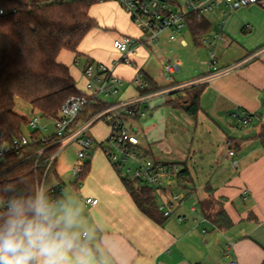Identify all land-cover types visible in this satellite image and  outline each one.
I'll return each instance as SVG.
<instances>
[{
  "label": "crops",
  "instance_id": "obj_1",
  "mask_svg": "<svg viewBox=\"0 0 264 264\" xmlns=\"http://www.w3.org/2000/svg\"><path fill=\"white\" fill-rule=\"evenodd\" d=\"M89 13L97 20L98 28L81 42L78 55L62 51L58 56V61L69 67L82 93L87 91L84 68L89 63L110 67L119 57L113 41L120 36L138 37L140 34L116 2L94 4ZM212 16L207 17L212 25L208 38L211 39L214 33L212 22H217L229 41L228 46L223 47L229 49L233 46L236 53L232 61L219 64L224 69L233 68L212 78H207L209 72L206 70L191 80L178 83L197 80L198 85H204L201 109L196 119L182 107L167 103L168 99L184 96L176 90L171 92V97H151L146 103V116L135 121L139 123L138 127L134 125L141 147L150 158L156 157L160 144L169 140L170 132L177 138V133L184 134L188 128L194 127V135L199 142L192 158L199 157L203 167L214 168L213 176L199 184V193L195 192V180L188 165L191 153L186 155L185 145L175 146L172 140L174 150L172 153L160 152L165 155L162 161L187 168L192 182L179 179L176 185L157 191V205L170 201L173 194L183 200L175 205V212L163 223L153 221L140 211L107 157L95 161L94 167L90 166V170L93 168L91 174L84 175L69 189L63 191L66 184L56 175L58 183L48 190L58 187L57 197L75 200L82 206L88 221L97 227L95 246L103 252L108 264H230L231 261L236 264H264V136H261L264 129V53L252 56L264 47V8L257 4L232 11L223 8ZM182 34L183 31L177 38L179 44L183 46L181 41L184 40L187 46ZM163 40L160 38L152 48H140L131 59L144 74L159 86L166 87L169 82L160 75L165 57L162 54L166 51L162 46ZM165 42L171 43L168 36ZM156 55L161 67L158 76L154 77L146 71V66ZM114 73L128 83L120 88L117 102L137 98L140 91L133 88L135 68L119 65ZM177 109L183 110L193 120L194 126L187 123L185 129L179 126L171 131L170 119L178 116ZM238 109L251 114L252 122L247 125L239 123L232 115ZM168 145L172 146L169 142ZM226 147L234 150L232 158L224 155ZM221 156L233 165L237 162V167L234 166L236 171L221 169L215 177ZM183 189L187 190L190 198L193 192L196 193L193 199L199 208L185 203L186 198L181 193ZM209 189L215 199L212 212L220 208L225 210L232 221L230 227L217 228L205 217L200 202L209 197ZM246 190L249 193L244 196ZM86 197L97 198V205H86ZM179 216L183 219L180 220Z\"/></svg>",
  "mask_w": 264,
  "mask_h": 264
},
{
  "label": "built area",
  "instance_id": "obj_2",
  "mask_svg": "<svg viewBox=\"0 0 264 264\" xmlns=\"http://www.w3.org/2000/svg\"><path fill=\"white\" fill-rule=\"evenodd\" d=\"M28 3L29 7L40 8L46 5L65 3L72 1H87L91 3L116 2L128 14L131 23L138 29L139 36L124 35L113 41V48L119 54L118 59L112 62V65L106 66L102 63H89L83 71L87 80V91L80 95L71 96L61 106L59 115L56 118L46 119L39 116L30 118L29 134H23L14 138L11 142L0 148V158L7 153L20 151L36 142L38 139L48 142L57 139L60 148L45 161L46 169L43 178L38 182L44 184L45 179L54 169L58 155L64 146L76 142L79 146L77 152V163L73 168V177L79 182L84 173V159L90 156L93 149V138L87 135V132L98 121L106 122L111 132L108 137L99 144L106 156L112 162V166L122 168L126 175L133 174L134 180L138 183L156 188L157 191L176 185L180 179L182 166L177 163H165L156 161L153 158L144 155L145 150L141 147L140 139L134 128V123L138 118L146 116L148 106L146 103L151 97L156 95H168L177 88L197 84L198 81H190L184 84H178L172 75L180 72L181 63L178 59L172 61L170 58H164L160 75L169 82V86L163 87L156 93L139 94L137 98L110 103L104 98L118 95L124 79L114 73V69L119 65L132 66L136 70L134 83L143 88V72L136 66L131 56L136 54L140 48H152L157 43L161 35L168 33V41L177 40L178 35L186 26V19L191 15L199 18H207L217 11L227 8L232 11L243 6L260 5L264 8V0H0V16L13 15L20 11L19 3ZM225 16V14H224ZM201 42L210 49L207 78L220 75L233 67L222 68L216 55L219 45L227 47L228 38L223 29L214 32L211 39L204 37ZM186 46L184 40L181 41ZM264 53V47L258 49L252 56H258ZM92 102L107 103L108 106L102 112L98 113L90 120L82 118L83 110ZM239 123L247 125L252 122V115L245 110L238 109L232 114ZM45 119L42 122L41 119ZM54 125V131L47 134L49 125ZM38 131V137L32 132ZM38 155L36 165L42 155ZM224 155L232 158L235 155L234 150L226 147ZM237 167V162L234 163ZM55 188L49 191L54 198L57 197ZM244 191V196L248 195ZM86 205H97L98 199L92 197L84 198ZM179 195H172L168 202L158 205L159 210L165 217H170L175 212V205L182 203ZM182 220L183 217L179 216ZM230 264H236L231 261Z\"/></svg>",
  "mask_w": 264,
  "mask_h": 264
},
{
  "label": "trees",
  "instance_id": "obj_3",
  "mask_svg": "<svg viewBox=\"0 0 264 264\" xmlns=\"http://www.w3.org/2000/svg\"><path fill=\"white\" fill-rule=\"evenodd\" d=\"M21 2L19 12L0 16V148L26 134L25 128L29 127L30 118L15 111L17 99L30 104L41 117L51 119L58 117L67 99L82 94L69 67L59 62L58 56L62 51L78 55L81 42L98 28L97 20L89 13L95 3L72 1L34 8ZM186 25L196 45H200L201 36L212 28L207 18L195 15L187 17ZM142 75L145 85L143 88L137 87L141 94L163 89L150 76ZM203 90L204 85H193L183 91V97L168 99L167 103L182 107L191 118L196 119L201 109ZM172 94L167 96L171 97ZM107 106V103L92 102L83 110L82 118L90 120ZM32 133L37 137L39 135L38 131ZM261 136H264V129ZM57 142V139L48 142L38 139L20 153L10 152L0 158V186L27 189L38 183L44 176L45 161L60 148ZM41 151L43 153L36 165ZM90 166V161L84 163L81 178L88 174ZM114 169L140 211L153 221L163 223L167 217L157 205V189L122 175L116 167ZM181 180L192 182L187 168L182 167ZM210 190L209 197L200 202L205 217L217 228L230 227L232 221L225 210L220 208L212 212L215 199Z\"/></svg>",
  "mask_w": 264,
  "mask_h": 264
},
{
  "label": "clouds",
  "instance_id": "obj_4",
  "mask_svg": "<svg viewBox=\"0 0 264 264\" xmlns=\"http://www.w3.org/2000/svg\"><path fill=\"white\" fill-rule=\"evenodd\" d=\"M97 227L75 200L44 184L0 186V264H108Z\"/></svg>",
  "mask_w": 264,
  "mask_h": 264
},
{
  "label": "rangeland",
  "instance_id": "obj_5",
  "mask_svg": "<svg viewBox=\"0 0 264 264\" xmlns=\"http://www.w3.org/2000/svg\"><path fill=\"white\" fill-rule=\"evenodd\" d=\"M210 18H212L213 16L210 15L208 16ZM214 23V27H213V31H219L220 27L216 24H218L217 22H212ZM168 33H164L161 35V38H163L164 40L162 41V46H165L164 48L166 49V51L164 52L163 50H161V53L163 51V56H165L164 58L169 57L170 60L174 61L177 59L180 61L181 63V70L180 72L172 75V79H174V81H176L177 83H183L185 81L191 80L197 76H199L200 74H202L203 72H205L206 70H208V65L207 62L209 61V56H210V49L205 46V44H203L202 42L200 43V45H196L193 35L190 32L189 27L186 25L183 29V34L182 36L184 37V39L187 41L188 45L187 46H181L179 44V40L177 39V41H172L171 43H166L165 39L167 38ZM210 37L209 33H206L204 35L201 36V40L204 37ZM209 39V38H208ZM164 49V50H165ZM216 55L217 58L219 60V62L224 63V62H230L232 61L235 57H236V53L234 51V47H230L229 49L224 48L222 45H220L217 50H216ZM158 56L156 55V57H152L147 66H146V71L154 76L157 77L158 76V72H159V68L161 67L160 65V60L157 59ZM81 77V75H80ZM161 81V80H160ZM79 84L82 86V80L79 79ZM128 83H124L121 86V89L123 88L124 85H127ZM198 85V84H196ZM191 86H185V87H181V88H177L175 89V91L177 90V92H181L183 93V91L186 89L191 88ZM133 88H137V84H133ZM120 89V92H121ZM158 92V91H156ZM156 92H152V93H156ZM151 93V94H152ZM119 95L116 96H110L107 98H104L105 101L110 102V103H114L117 102V97ZM181 98V97H180ZM175 109V108H172ZM15 111L27 118H33L36 116H39L37 113H35L32 110V107L30 104L26 103L25 101L21 100V99H17L16 101V105H15ZM178 111V116L176 118H172L170 119L172 121L171 125H170V130H176L177 128H180L179 126H184V129L187 127V123L188 124H192L193 120L182 110L180 111L179 109H177ZM42 122H45V119H41ZM135 127L139 126V123H134ZM194 126V123H193ZM176 128V129H175ZM54 131V125L50 124L48 127V131L46 132L47 134H51ZM194 127H192L191 129L188 128L187 131L185 132L184 130V134L181 133H177V135H179L177 138L174 137L175 133H171L170 132V136H169V140L166 142V144H160L159 149L160 151L156 153V157L153 158L156 161H161L164 160L165 155H163L160 152H165V151H169L172 153V151L174 150V145L171 143V140L175 142V146L177 145H185V152L186 155H190L189 157V161H188V165L191 169V172L193 174L194 180H195V186H196V190L195 192L198 191L199 193V184L203 181H205L206 179L208 180V178L210 179V177H212L213 173H214V168L213 166L208 167L206 165V168L202 166L201 163H199V157H193V151L194 149L198 148V139L195 137L196 135H194ZM111 132V128L110 126L104 122V121H98L95 124L92 125V127L89 129V131L87 132V135L90 138H94L93 140V149L96 151L93 152L91 151L90 156L86 159H84V163H87L90 161V164L93 166V164H95V161L97 162L99 158H105L107 157L106 154L104 153L102 148H99V143L101 141H104L108 135ZM25 133L29 134L30 133V129L29 127L25 128ZM168 142L173 146L168 145ZM79 150V146L76 142H72L69 143L68 145L64 146V148H62V150L60 151L59 155H58V159H57V163L56 166L54 167V169L50 172V174L48 175V177L45 179L44 181V185L47 187V189L49 190L51 187L55 186L58 183V179L56 177V175H59V178L65 182L66 186L63 188V191L66 189H69L73 184H76V178L73 177V168L74 165L77 163V152ZM198 150V149H196ZM215 152H218L217 149H215ZM168 154V152H167ZM174 156V155H172ZM169 157V156H168ZM169 158H172L171 156ZM188 158V157H187ZM186 158V159H187ZM219 165L218 167L215 169L216 174L214 175L215 177H218V172L221 169H230V171H236V168L234 167L232 162H228L225 157H219ZM107 159L109 160V158L107 157ZM110 164L112 165V162L109 160ZM205 168L203 171H205L204 173H202V169ZM93 170V168H92ZM92 170H90L88 172L89 175L91 174ZM119 171L122 175H126V172L124 169L119 168ZM207 174V175H206ZM96 175H98L96 173ZM118 175V174H116ZM129 178H133V174L129 173ZM210 176V177H209ZM62 191V192H63ZM193 192V194L191 195L192 197L190 198V194H188L186 189L181 190V193L184 195L185 199V203H188L189 205H193L195 204V206L197 205V201H195L196 199H193L194 197H196V193ZM63 194V193H62ZM195 201V202H194ZM160 205V204H159ZM197 207L199 208V205H197Z\"/></svg>",
  "mask_w": 264,
  "mask_h": 264
}]
</instances>
